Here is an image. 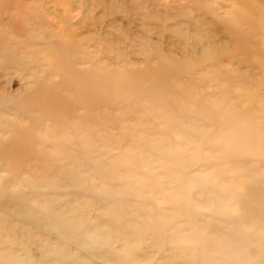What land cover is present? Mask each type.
Segmentation results:
<instances>
[{
	"label": "rangeland",
	"instance_id": "374dc122",
	"mask_svg": "<svg viewBox=\"0 0 264 264\" xmlns=\"http://www.w3.org/2000/svg\"><path fill=\"white\" fill-rule=\"evenodd\" d=\"M4 2L8 9L0 12V40L19 45L20 29L27 28L37 38L26 48L37 52L27 59L35 73L11 65L0 69V93L6 97L0 109L8 104L0 117V264H65L73 255L86 259L90 252L96 255L92 264H254L259 259L263 264L259 217L247 219L244 204L251 199L252 206L264 209L262 199L249 197L250 189L264 188V30L259 28L264 0H0V5ZM46 38L56 48L48 49ZM63 49L69 62L73 53L85 56L74 66L89 68L103 89L101 98L85 79L73 81L72 73L63 72ZM176 67V74L167 71ZM146 70L155 74L148 79ZM127 83L141 84V90ZM129 98L144 100L139 106ZM239 125L247 129L242 140L251 145L241 144L234 133ZM219 141L226 148L217 146ZM233 152L242 158L230 156ZM245 223L247 229L254 226L248 232L258 230L257 238L247 233ZM211 227L223 230L213 229L219 239L237 233L230 232L224 244ZM229 238L238 246L232 252ZM254 239L262 241L259 247H252ZM81 242L85 247H78ZM210 244L212 251L221 247L226 254L206 249ZM240 252L252 259L242 261Z\"/></svg>",
	"mask_w": 264,
	"mask_h": 264
},
{
	"label": "bare ground",
	"instance_id": "6f19581e",
	"mask_svg": "<svg viewBox=\"0 0 264 264\" xmlns=\"http://www.w3.org/2000/svg\"><path fill=\"white\" fill-rule=\"evenodd\" d=\"M236 2H237V1H236ZM234 3H235V2H234ZM237 4H241V3L238 1ZM1 5H3V6L0 7V9H1L0 12H2V11L5 12V11L8 9V3L4 2V3H2ZM1 5H0V6H1ZM237 7H238V6H237ZM262 9H263V11H262V12H263L262 15H263V18H264V8H262ZM235 10L238 11V10H240V9H239V8H236ZM238 17H239V18H238ZM236 18H237V19H240V20H242V21H244L245 19H248V18H245V17H243V16H237ZM237 19L235 20V23H236ZM240 20H238V22H239ZM263 21H264V19H263ZM41 22H42V21L40 20V18H39L38 20H36V24L38 23L39 25H41ZM230 22H231L230 25L233 26L232 23H234V21H233V20H230ZM36 24H35V25H36ZM259 28H261V30H264V29H263V28H264V25H262V23H260ZM15 33H16V32H15ZM16 34H17V33H16ZM20 35L22 36V42H19V45H20V46L18 45V42H15L12 46H10V45H9V42L6 41L5 39H4V40H0V69H2L3 71H5L6 67H7L8 65H11V66H13V68L20 67L19 69H21L22 71H28V73H31V72L35 73V70H32L33 68H32L31 66H29V63H27V62H28L27 59H28L29 55L36 54L37 51H35V52H33V51H29V50H27L26 47L29 46V44H30V43L28 42V40H33V39H35V38H37V37H35V36H34V35H33V34H32L27 28H21V29H20ZM40 35H43V34H40ZM53 35H54V34H53ZM237 35H238L239 40L244 39V38H243V34H241V33H237ZM55 36H57V35L55 34ZM246 36H247V35H246ZM59 37H60V35H59ZM58 39H59V38H58ZM55 41H57V39H56ZM32 43H33V42H32ZM32 43H31V44H32ZM31 44H30V45H31ZM45 44H46L45 46L48 47V49H49V48H53V46H54L56 43H55L54 40H52L51 38H46ZM68 46L70 47V46H71V43H69ZM68 46H66V47H68ZM54 47H55V46H54ZM66 47H64V48H66ZM17 48H19V50H18ZM55 48H56V47H55ZM63 50H64V49H63ZM41 51H42V50H40L39 52H41ZM54 51H55V50H54ZM57 51H58V50H57ZM64 53H67V51L64 50V52H62V54H61V56H62L61 60H62V66H63L62 69H63V72H68V73H70V74L72 73V80H73V81H77V82H79L81 79H83V80L85 79V80L87 81V84L89 85L87 88L92 89V90L94 89L95 91L99 92V93H98V96L100 95V98H101V96H103V93H104V92H103V89L101 88L100 83L98 82L97 78H96V77L90 72L89 68H88V69H87V68L76 69L75 66H74V64H77V65L80 64V65H81L82 63H84V62H85V56H78V55H76L75 53H73L72 56H71V60H70L71 62H69V60H66V59H65L66 57L64 56V55H65ZM54 54H55V53H54ZM57 57H58V56H57ZM63 57H64V58H63ZM50 58H51V57H50ZM53 58H54V57H53ZM51 61H52V60H51ZM67 61H68V62H67ZM19 62H21L22 65H20V64L17 65V63H19ZM91 62H92V61H91ZM48 63H49V62H48ZM57 64H58V63H57ZM90 65H91V64H90ZM83 66H84V65H83ZM51 67H52V66H51ZM81 67H82V66H81ZM94 67H96V66H94ZM9 69H10V68H9ZM165 69L167 70V68H165ZM12 70H13V69H12ZM97 70H98V69H97ZM97 70H96V71H97ZM178 70H179V67H176V68H168L167 71H170V72H173V73L176 74V73L178 72ZM49 71H50V70H49ZM151 71H152V70H151ZM151 71H150V72H151ZM147 72H149V70H146L145 75L143 74V75L146 76V77H147V76H150V75L152 76L153 74H155V72H154L153 74H151V73H147ZM162 72L165 74V71H162ZM28 73H24V74L26 75V74H28ZM94 74H95V73H94ZM149 74H150V75H149ZM28 75H29V74H28ZM45 75H46V74H45ZM61 75H62V74H61ZM92 75H93V76H92ZM26 77H27V76H26ZM43 77H44V76H43ZM99 77H100V76H99ZM140 77H141V76H140ZM27 78H28V77H27ZM114 78H116V77H114ZM147 78H148V77H147ZM121 79H122V78H121ZM139 79H140V78H139ZM148 79H149V78H148ZM25 80H26V79H25ZM85 80H84V83H86ZM127 80H128V79H127ZM144 80H145V79H144ZM104 81H105V80H104ZM119 81H120V80H119ZM157 81H159V80L157 79ZM161 81H163V79H162ZM38 82H39V80H38ZM38 82H37V83H38ZM42 82H43V81H42ZM43 83H44V82H43ZM64 83H65V82H64ZM103 83H104V82H103ZM157 83H158V82H157ZM78 84H79V83H78ZM113 84H114V83H113ZM116 84H117V83H115V85H116ZM118 84H119V83H118ZM127 84H128V85H127ZM127 84H126V87H127V88L136 89V90H138V91L141 90V87H140L141 84H137V85H133V84H131V83H127ZM110 85H111V84H110ZM132 85H133V86H132ZM36 86H38V84H37ZM70 86H71V85H70ZM73 86H74V85H73ZM113 86H114V85H113ZM121 86H122V83H121ZM154 86L157 87L158 84L155 83ZM111 87H112V86H111ZM156 87H154V88H156ZM154 88H153V90H154ZM35 89H36V88H35ZM41 89H42V86H41ZM115 89H116V88H115ZM168 90H169V89H168ZM168 90H167V91H168ZM32 91H33V90H32ZM42 91H43V89H42ZM114 92H115V91H114ZM137 93H138V92H137ZM26 94H27V93H26ZM111 94H112V93H111ZM111 94H110V95H111ZM166 94H167V93H166ZM113 95H114V94H113ZM113 95H112V96H113ZM155 95H157V93H156V92H152L150 96H151V98L154 99ZM172 96H173V95H172ZM23 98H25V97H23ZM23 98H22V99H23ZM172 98H173V97H172ZM9 99H10V98H9ZM109 99H110V98H109ZM111 99H112V98H111ZM173 99H174V98H173ZM143 100H144V99H141V98H129L130 103H133L134 105L137 104V103H139V106H140L141 101H143ZM0 101H2V102L6 101V97H5L4 94H2V93H0ZM22 101H23V100H22ZM180 101H181V100H180ZM111 102H112V101H111ZM7 103H8V101H7ZM17 103H18V102H17ZM27 103H28V102H27ZM33 103H34V102H33ZM113 103H114V102H113ZM143 103H144V102H143ZM143 103H142V104H143ZM174 103H176V102H174ZM25 104H26V103H25ZM133 104H132V105H133ZM111 105H112V104H111ZM7 106H8V104H7ZM7 106H4L3 108L0 109V117H2V115H3L2 110H3V111L6 110L5 108H7ZM186 106H187V105H186ZM230 106H232V105H230ZM27 107H28V106H27ZM30 107H31V105H30ZM33 107H34V106H33ZM137 107H138V106H137ZM137 107H136V108H137ZM158 107H159V106H158ZM111 108H112V107H111ZM130 108H131V107H130ZM148 108H150V107H148ZM151 108H152V107H151ZM154 108H155V107H154ZM176 108H177V107H176ZM180 108H181V107H180ZM184 108H185V107H184ZM229 108H230V107H229ZM229 108H228V109H229ZM231 108H232V107H231ZM231 108H230V109H231ZM27 109H28V108H27ZM27 109H26V110H27ZM152 109H153V108H152ZM160 109H161V107H160ZM15 110H16V109H15ZM26 110H25V111H26ZM143 110H145V109H143ZM147 110L150 111L149 109H147ZM151 111H154V109L151 110ZM159 111H161V110H159ZM159 111H158V112H159ZM173 111H174V110H173ZM260 111H262V110H260ZM198 112H199V110H198ZM17 113H18V111H17ZM22 113H23V112H22ZM136 113H137V112H136ZM139 113H141V112H139ZM252 113H253V112H252ZM247 114H249V113H247ZM247 114H246V115H247ZM261 114H262V112H261ZM8 115H9V113H8ZM199 115H200V114H199ZM259 115H260V114H259ZM17 117H18V116H17ZM163 117H164V116H163ZM260 117H262V115H261ZM9 118H10V117H9ZM14 118H15V117H14ZM37 118H38V117H37ZM226 118H227V117H226ZM254 118H255V117H254ZM258 118H259V117H258ZM262 118H263V117H262ZM155 119H156V118H155ZM259 119H260V118H259ZM0 120H1V119H0ZM15 121H16V119L14 120V122H15ZM36 121H37V120H36ZM15 123H16V122H15ZM15 123H14V125H15ZM46 123H47V122H46ZM179 123H180V122H179ZM40 124H41V123H40ZM40 124H39V125H40ZM182 124H184L183 121H182V123L180 124V125L183 127L185 124H184V125H182ZM196 126H197V125H196ZM235 126H236V125H235ZM241 126H242V125H241ZM50 127H51V126H50ZM243 127H245V125H244ZM8 128H9V127H8ZM186 128H187V127H186ZM190 128H191V127H190ZM201 128H203V127H201ZM172 129L175 130L174 128H172ZM177 129H178V128H177ZM186 130H187V129H186ZM235 131H236V132H235ZM235 131H234V133H236V134L239 135V136L237 135V137H238V138H239V137L241 138V141H240V142H242L241 144L246 145V143H247L249 140H247L246 142H244L243 140H245V139H243V138H244L243 135H244V132L247 131V129H245V131H242V128H240V125H239V126L236 128ZM248 131H249V130H248ZM13 132H14V131H13ZM174 132H176V131H174ZM186 132H187V131H186ZM226 132H228V131H226ZM177 133H178V132H177ZM229 133H230V132H228V134H229ZM228 134H227L226 138H227L228 136H230V135H228ZM245 134H246V133H245ZM225 135H226V134H225ZM225 135H224V137H225ZM248 135H249V134H248ZM180 136H181V135H180ZM241 136H242L243 138H242ZM32 137H33V136H32ZM146 137H147V136H146ZM189 137H190V136H189ZM245 137H246V136H245ZM12 138H13V137H12ZM16 138H17V137H16ZM182 138H183V137H182ZM218 138H219V137H218ZM234 138H235V137H234ZM240 138H239V140H240ZM247 138H248V137H247ZM247 138H246V139H247ZM31 139H32V138H31ZM236 139H237V138H236ZM242 139H243V140H242ZM249 139H250V138H249ZM147 140H148V139H147ZM222 140H223V139H222ZM229 140H230V139H229ZM231 140H232V137H231ZM231 140H230V141H231ZM237 140H238V139H237ZM259 140H260V139H259ZM234 141H235V140H234ZM234 141H233V142H234ZM13 142H14V140H13ZM13 142H12V143H13ZM28 142H29V141H28ZM213 142H215V141H213ZM216 142H217V141H216ZM219 142H220V143H218L217 146H220L221 143H222V145L225 144V142H221V141H219ZM235 142H237V141H235ZM240 142H237V143L240 144ZM243 142H244V143H243ZM250 142H251V141H250ZM12 143H10V144H12ZM10 144H9V145H10ZM263 144H264V143H263ZM9 145L7 144V146H9ZM222 145H221V146H222ZM233 145H234V144H233ZM233 145H232V146H233ZM247 145H251V144H248V143H247ZM253 145H254V144H253ZM217 146H216V147H217ZM223 146H224V145H223ZM241 146H242V145H240L239 147H241ZM263 146H264V145H263ZM3 147H4V146H3ZM10 147H11V145H10ZM10 147H9V149H10ZM30 147H31V146H30ZM224 147L226 148V146H224ZM239 147H236V148L234 147L235 149L232 147V149L235 150V152H236V149H237V152H238V148H239ZM244 147H246V146H244ZM218 148H219V150H220V147H218ZM218 148H217V152H219ZM225 148H224V151L226 150ZM241 148H242V147H241ZM241 148H239V149H241ZM247 148H248V146H247L245 149L247 150ZM249 148H251V147H249ZM256 148H257V147H256ZM9 149H8V150H9ZM30 149H31V148H30ZM40 149H41V148H40ZM212 149H213V148H212ZM6 150H7V149H6ZM214 150H215V149H214ZM228 150H229V149H227V151H228ZM252 150H253V149H252ZM222 151H223V150H222ZM222 151H221V152H222ZM231 151H232V150H231ZM241 151H242V150H241ZM243 151H244V148H243ZM243 151H242V152H243ZM260 151H261V150H260ZM8 152H9V151H8ZM235 152H233V154H231L230 156L235 155V154H234ZM244 152H245V151H244ZM247 152L249 153V155H248ZM228 153H229V152H227V154H228ZM231 153H232V152H231ZM250 153H251V151H248V150L246 151L247 156H250ZM177 154H178V153H177ZM219 154H220V152H219ZM229 154H230V153H229ZM229 154H228V155H229ZM238 154H239V153H237L236 155L238 156ZM243 154L245 155V153H243ZM243 154H242V155H243ZM259 154H260V152H259ZM182 155H183V153H182ZM228 155H227V157H229V158H228V160H229L231 157L228 156ZM236 155H235V156H236ZM239 155H240V157L242 158L241 153H240ZM260 155H263V154H260ZM102 156H103V155H102ZM224 156H225V154H224ZM224 156H223V157H224ZM174 157H175V156H174ZM180 157H181V156H179L178 158H180ZM183 157H185V156L183 155ZM212 157H213V156H212ZM220 157H221V156H220ZM220 157H219V158H220ZM223 157H222V158H223ZM225 157H226V156H225ZM225 157H224V158H225ZM238 157H239V156H238ZM175 158L177 159V161H179L178 158H177V155H176ZM185 158H187V157H185ZM189 158H190V157H189ZM191 158H192V157H191ZM191 158H190V159H191ZM216 158H217V157H216ZM216 158H215V159H216ZM235 158H236V157H235ZM176 159H175V160H176ZM182 159H183V158H182ZM182 159H181V160H182ZM193 159H194V158H193ZM213 159H214V158H213ZM248 159H249V158H248ZM181 160H180V161H181ZM183 160H184V159H183ZM183 160H182V161H183ZM177 161H176V162H177ZM180 161H179V162H180ZM182 161H181V162H182ZM185 161H188V160H185ZM189 161H190V160H189ZM191 161H192V160H191ZM212 161H213V160H212ZM214 161H215V160H214ZM248 161L250 162V164H251V163L253 164L252 160H251V161L248 160ZM174 162H175V161L173 160V163H174ZM229 162H230V161H229ZM3 163H4V162H3ZM3 163H2V164H3ZM238 163H239V162H238ZM238 163H237V164H238ZM27 164H28V163H26V165H27ZM177 164H178V162H177ZM212 164L214 165V164H216V163L213 162ZM232 164H233V162H232ZM175 165H176V163H175ZM178 165H179V164H178ZM3 166H4V165H3ZM176 166H177V165H176ZM215 166H216V165H215ZM26 167H27V166H26ZM114 168H115V167H114ZM176 168H178V167H176ZM187 168H189V167H187ZM180 169H181V168H180ZM184 171H186V170L184 169ZM76 174H77V173H76ZM191 174H192V173H191ZM15 175H16V174H15ZM184 175H185V174H184ZM184 175H183V176H184ZM191 176H193V175H191ZM195 176H197V175H194V178H195ZM27 177H28V176H27ZM19 178H22V175H21ZM23 178H24V177H23ZM43 179H44V178H43ZM45 179H46V178H45ZM45 179H44V180H45ZM195 179H196V178H195ZM195 179H192V182H193V180H195ZM198 179H200V178L198 177ZM202 179H203V177H202ZM17 180H19V179H17ZM23 180L25 181V178H24ZM187 180H188V179H187ZM24 181H23V182H24ZM176 181H177V180H176ZM176 181H174V182H175V183H178V182H176ZM197 181H198V180H197ZM197 181H196V182H197ZM45 182H46V181H45ZM48 182H51V181L48 180ZM164 182H165V181H164ZM196 182H193V183H196ZM199 182H200V181H199ZM197 183H198V182H197ZM201 183H202V182H201ZM201 183H199V186L201 185ZM16 184H17V183H16ZM44 184H45V183H43V186H44ZM48 184H49V183H48ZM53 184H54V183H53ZM161 184H162V183H161ZM161 184H160V186L162 187L163 185H161ZM203 184H205V183L203 182L202 185H203ZM10 185H11V184H10ZM14 185H15V184H14ZM50 185H51V183H50ZM176 185H177V184H176ZM178 185H179V184H178ZM197 185H198V184H197ZM17 186H18V185H17ZM47 186H48V185H47ZM51 186H52V185H51ZM247 186H248V185H247ZM262 186H263V185H262ZM163 187H165V186H163ZM202 187H203V186H202ZM209 187H210V186H209ZM216 187H219V186L216 185ZM223 187H224V186H222V188H223ZM1 188H2V187H1ZM166 188H167V187H165V189H166ZM198 188H199V187H198ZM224 188H225V187H224ZM246 188H247V187H246ZM207 189H208V188H207ZM210 189H211V188H210ZM210 189H208L207 191H209ZM217 189H219V188H217ZM244 189H245V188H244ZM253 189H254V188H253ZM2 190H3V188H2ZM215 190H216V188H215ZM221 190H222V189L220 188L219 191H220V192H223L224 189H223L222 191H221ZM246 190H248V189H246ZM246 190H245V192H246ZM203 191H204V190H203ZM219 191H218V192L216 191V192L219 193ZM228 191H229V190H228ZM0 192H1V191H0ZM179 192H181V189H180ZM211 192H212V190L210 191V193H211ZM232 192H233V191H232ZM248 192H249V191H248ZM250 192H251V193H250V196H249V197H251V198H252V197H255L257 200H258V199H259V200L262 199L263 201H262V200H261V201L264 202V188H263V189H260V190H258V189H257V190H254V192H252L251 189H250ZM185 193H186V192H185ZM197 193H198V192H197ZM207 193H208V192H207ZM207 193H206V194H207ZM224 193H225V192H224ZM229 193H230V191H229ZM234 193H235V192H233L232 194H234ZM6 194H8V193H6ZM187 194H188V193H187ZM200 194H201V192H200ZM200 194H199V195H200ZM204 194H205V193H204ZM219 194H220V193H219ZM240 194L243 195L242 193H240ZM3 195H4V193H3ZM185 195H186V194H185ZM207 195H210V194L208 193ZM207 195H206V196H207ZM215 195L218 196L216 193H215ZM220 195H221V194H220ZM235 195H236V194H234V196H235ZM247 195H248V194H246L245 196H247ZM40 196H41V195H40ZM43 196H45L44 198H46V195H43ZM204 196H205V195H204ZM206 196H205V198L207 199ZM210 196H211V195H210ZM245 196H244V197H245ZM38 197H39V196H37V198H38ZM236 197H241V196H240V195H239V196L236 195ZM174 198L176 199V197H174ZM205 198H204V199H205ZM245 198H246V197H245ZM0 199L2 200V198H0ZM34 199H35V197H34ZM177 199H178V201L180 200L179 196H178ZM186 199H187V198H186ZM199 199H201V198L199 197ZM256 199H254V200L256 201ZM37 200H39V199H37ZM45 200H46V199H45ZM45 200H44V201H45ZM181 200H182V199H181ZM187 200H188V199H187ZM243 200H244V199H243ZM192 201L194 202V200H192ZM247 201H248V203H247ZM249 201L251 202V199H250V200H249V199H248V200H245L246 205H247V204H248V205L246 206V205L244 204V206H245L244 216H245L247 219L250 218V217H253V216L259 217V218H258L259 222L257 221V224H259V225L256 224V227L258 226V230H260V231H258V230L255 229L256 231H254V232H255V233H258V232H261V231H262L263 233L261 232L260 234L258 233L259 235H258V234H256V235L258 236V238H260L259 236H261L262 238H260V239H262V241H263V240H264V238H263V237H264V235H263V234H264V209L255 208L254 206H252V205L249 203ZM255 201H254V202H255ZM0 202H1V201H0ZM2 202H3V201H2ZM15 202H16V201H15ZM219 202H220V201H219ZM219 202H218V204H219ZM8 203H9V202H8ZM10 203H11V202H10ZM41 203H42V202H40V204H41ZM243 203H244V202H243ZM255 203H256V202H255ZM40 204H39V205H40ZM189 204H190V203H189ZM238 204H239V203H238ZM260 204L262 205V203H260ZM13 205H14V204H13ZM196 205H197V204H196ZM220 205H221V204H219V207H221ZM8 206H9V205H8ZM41 206H42V204H41ZM46 206H47V205H46ZM109 206L111 207V205H109ZM19 207H20V206H19ZM50 207H51V206H50ZM50 207H49V208H50ZM107 207H108V206H107ZM107 207H106V208H107ZM110 207H109V209H110ZM253 207H254V208H253ZM261 207H262V206H261ZM263 207H264V206H263ZM12 208H13V207H12ZM34 208H35V207H34ZM49 208H48V209H49ZM103 208H105V206H104ZM20 209H21V208H20ZM158 209H159V208H158ZM197 209H198V208H197ZM197 209H196V210H197ZM33 210H34V209H33ZM57 210H58V209H57ZM57 210H55L54 212H56ZM196 210H195V211H196ZM198 210H199V209H198ZM217 210L220 212V209H219V208H217ZM217 210H216V211H217ZM238 210H239V209H238ZM242 210H243V209H242ZM10 211H11V210H10ZM104 211L106 212V210H104ZM109 211H110V210H109ZM109 211H108V212H109ZM111 211H112V213H113L114 209L111 210ZM111 211H110V212H111ZM211 211L213 212L212 209H211ZM211 211H210V212H211ZM218 211H217V212H218ZM57 212H59V211H57ZM110 212H109V214H110ZM161 212H162V210H161ZM192 212H193V210H192ZM221 212H222V210H221ZM223 212H224V210H223ZM223 212H222V215H223ZM225 212H227V211L225 210ZM62 213H63V212H62ZM159 213H160V212H159ZM159 213L157 212V214H155V215H156V216H157V215H158V216H161L162 213H161V214H159ZM201 213H202V212H201ZM21 214H22V213H21ZM54 214H55V213H54ZM107 214H108V213H107ZM109 214H108V215H109ZM225 214H226V213H224V216H223L224 218H226V216H228V215H227L228 213H227L226 215H225ZM14 215H15V214H14ZM23 215H24V214H23ZM46 215H47V216H50L49 211H46ZM62 215L64 216V214H62ZM108 215H107V216H108ZM145 215H147V214H145ZM145 215H144V216H145ZM197 215H198V214H197ZM213 215H214V213H213ZM222 215H221V216H222ZM230 215H231V213H230ZM232 215H233V214H232ZM109 216L111 217V214H110ZM112 216H113V215H112ZM221 216H220V217H221ZM61 217H62V216H61ZM64 217H65V216H64ZM189 217H190V216H189ZM191 217H193V215H192ZM195 217H196V216H195ZM108 218H109V217H108ZM127 218H129V217H127ZM158 218H159V217H158ZM167 218H168V217H167ZM193 218H194V217H193ZM203 218L205 219L204 215H203ZM208 218H209V217H208ZM218 218H219V217H218ZM221 218H222V217H221ZM53 219H54V218H53ZM147 219H148V218H147ZM230 219H231V218H230ZM242 219H244V218H242ZM250 219H251V218H250ZM250 219H249V220H250ZM254 219H256V218H254ZM254 219L252 218L253 221H254ZM16 220H17V219H16ZM36 220H37V219H36ZM131 220H132V219H131ZM159 220H161V218H160ZM193 220H194V219H193ZM208 220H209V219H208ZM210 220H211V218H210ZM219 220H220V219H219ZM221 220H222V219H221ZM221 220L218 222V225L221 224V226H223L222 223H221ZM224 220H225V221H222V222H223V223H224V222L226 223L227 220H226V219H224ZM236 220H237V219H236ZM53 221H54V220H53ZM53 221H52V222H53ZM205 221H206V219H205ZM217 221H218V219H217L215 222H217ZM234 221H235V220H234ZM242 221H243V220H242ZM253 221H252V222H253ZM255 221H256V220H255ZM255 221H254V222H255ZM110 222H111V221H110ZM177 222H178V221H177ZM189 222H191V221H189ZM197 222H199V221H197ZM203 222H204V220H203ZM227 222H228V221H227ZM232 222H233V221H232ZM55 223H56V222H55ZM124 223H125V222H124ZM127 223H128V222H127ZM180 224H181L182 226H185V224H182V223H180ZM205 224H206V223H205ZM207 224H208V223H207ZM227 224H228V223H227ZM232 224H233V223H232ZM243 224H244V223H243ZM245 224H246V225H244L243 227L247 226V223H245ZM248 224H249V222H248ZM57 225H58V223L56 224V226H57ZM70 225H71V224H70ZM76 225H77V224H76ZM152 225H153V224H152ZM164 225H165V224H164ZM177 225H178V224H176V227H178V229H180V226H181V225H180V226H177ZM218 225H217V223H216V227H218ZM234 225H236V223H235ZM234 225H233V226H234ZM237 225H239V224H237ZM237 225H236V226H237ZM254 225H255V224H254ZM44 226H45V225H44ZM56 226H55V227H56ZM173 226H175V225L172 224L171 227L173 228ZM198 226H199V225H197L196 227H198ZM211 226H212V225H211ZM226 226H227V225H226ZM239 226H240L241 229H242L241 224H240ZM52 227H53V226H52ZM144 227L147 228L148 226L145 225ZM157 227H158V226H157ZM164 227H165V226H164ZM166 227H167V226H166ZM212 227H213V226H212ZM212 227H211V228H212ZM216 227H215V228H216ZM228 227H229V225H228ZM237 227H238V226H237ZM240 227H239V229H240ZM250 227H251V229H252V227H254V226H249V227H248L249 229H247V228L245 227V228L247 229V233H248V234L254 233V232H250V231H249L250 233L248 232V230H251ZM77 228H79V227H77ZM98 228H99V226L96 227V229H98ZM139 228L141 229V227H139ZM198 228H199V227H198ZM198 228H197V229H198ZM230 228L232 229V227H230ZM233 228H234V227H233ZM140 229H139V231H142V230H140ZM173 229H174V228H173ZM173 229H172V230L170 229L171 232H173ZM181 229H182V230H181V231H182V234H183V233L186 234V232H183V228H182V227H181ZM195 229H196V228H195ZM202 229L205 230V227H203V228L201 227V228H200V231H201ZM213 229H214V228H212V230H213ZM216 229H217V228H216ZM216 229H214V230H216ZM234 229H235V228H234ZM241 229H240V230H241ZM99 230H100V228H99ZM174 230H176V229H174ZM190 230H191V228L188 229V231H190ZM193 230H194V227H193L192 231H193ZM198 230H199V229H198ZM203 230H202V231H203ZM206 230H207V229H206ZM210 230H211V229H210ZM212 230H211V231H212ZM214 230H213V231H214ZM229 230H230V229H229ZM244 230H245V229L243 228V231H244ZM91 231H93V230H91ZM106 231H107V230H106ZM151 231H152V230H151ZM155 231H156V230H155ZM155 231L153 230V232H155ZM181 231H180V232H181ZM185 231H187V229H186ZM194 231L196 232V230H194ZM213 231H212L213 235L216 236V237H214V236H213V237L216 238L217 240H219V242H220V240L223 241V240H224L227 236H229L231 233H232V234H234V232L237 233V232H236V231H237L236 229H235V231H229V233H228V232H227V231H228V228H227L226 230L224 229V232L226 231L229 235H226V237H223L224 235H222L223 239H222V237L219 239V235H217V231L220 232V231H223V230H222V229H221V230H220V229H217V231H214V232H213ZM252 231H253V230H252ZM257 231H258V232H257ZM58 232H59V231H58ZM86 232H87V231H86ZM89 232H90V231H89ZM100 232H101V231H100ZM103 232H104V231H103ZM169 232H170V231H169ZM171 232H170V233H171ZM178 232H179V231H178ZM197 232H198V231H197ZM219 232H218V233H219ZM230 232H231V233H230ZM240 232H241V231H240ZM240 232H238L239 235H240ZM244 232H245V231H244ZM63 233H64V232H63ZM91 233H92V232H91ZM93 233H94V231H93ZM105 233H106V232H105ZM105 233H103L102 235H106ZM145 233H146V232H145ZM145 233H144L143 235H145ZM166 233H168V231H167ZM174 233H175V232H174ZM189 233H190V232H189ZM200 233H201V232H200ZM200 233H199V234H200ZM210 233H211V232H210ZM210 233L207 234V235H209V236L211 235V236H212V233H211V234H210ZM214 233H215L216 235H215ZM221 233H223V232H221ZM255 233H254V235H255ZM59 234H60V233H59ZM59 234H58V235H59ZM87 234H88V233H87ZM95 234H96V233H95ZM99 234H100V233H99ZM156 234H157V233H156ZM168 234H169V233H168ZM172 234H173V233H172ZM187 234H188V233H187ZM191 234H192V233H191ZM197 234H198V233H197ZM199 234H198V238H200V237H199ZM202 234H203V233H202ZM225 234H226V233H225ZM232 234H231V237H232ZM261 234H262L263 236H262ZM100 235H101V234H100ZM100 235H99V236H100ZM173 235H174V234H173ZM192 235H193V234H192ZM245 235H246V234H244V236H245ZM254 235H252V236H254ZM256 235H255V236H256ZM106 236H108V234H107ZM152 236L154 237V235H152ZM167 236H169V235H167ZM170 236H171V235H170ZM211 236H210V238H211ZM220 236H221V235H220ZM235 236H236V234H235ZM255 236H254V238H255ZM257 236H256V238H257ZM149 237H150V236H148V238H149ZM201 237H202V235H201ZM205 237H206V236H205ZM207 237H208V236H207ZM207 237H206V238H207ZM229 237H230V236H229ZM231 237H230V238H231ZM240 237H241V236H240ZM247 237H248V235H247ZM151 238H152V237H150V241H151ZM171 238H172V237H171ZM230 238H229V239H230ZM234 238H235V237H234ZM234 238H233V239H234ZM236 238H239V237L237 236ZM249 238H250V237H249ZM256 238H255V239H256ZM102 239H103V238H102ZM153 239H154V238H153ZM167 239H170V238L168 237ZM172 239H173V238H172ZM175 239L177 240L176 236H175ZM175 239H174V240H175ZM233 239H232V240L230 239L229 241L227 240V241H228L227 244L230 245L231 243L229 244V242H232ZM242 239H243V237H242ZM250 239H251V238H250ZM255 239H254V243H255V244L253 243V246H252V247H254V245H256V246L258 245L257 247H259V245L261 244L260 242H262V241H259L260 239H258V241L256 240V241L258 242V244H256ZM76 240H77V239H76ZM94 240H95V238H94ZM94 240H93V242H94ZM99 240L101 241L100 238H99ZM178 240L180 241V239H178ZM217 240H216V241H217ZM235 240H236V239H235ZM235 240H234V241H235ZM248 240H249V239H248ZM248 240H247V239H246V240L244 239L245 242L248 241ZM79 241H80V240H79ZM106 241H107V238H106ZM153 241H154V240H153ZM216 241L213 240V242H211V243H212V244H213L214 242L216 243ZM249 241H250V240H249ZM86 242H87V240H86ZM151 242H152V241H151ZM176 242H177V244H178V241H176ZM181 242H182V241H181ZM219 242L217 241V243H219ZM223 242H224V244H226V243H225L226 240L223 241ZM239 242H240V238H239ZM242 242H243V241H242ZM242 242H240V243H242ZM154 243H155V242H154ZM169 243H170V242H169ZM171 243H172V242H171ZM215 243H214V244H215ZM220 243H221V242H220ZM233 243H234V242H232V245H231V247H230L229 252H232V251H231V250H232L231 248L235 246V245L233 246ZM235 243L238 244V241H236ZM246 243L252 245V242H250V243H249V242H246ZM259 243H260V244H259ZM92 244H93V243H92ZM92 244H91V247L93 248ZM111 244H112V243H111ZM122 244H123V243H122ZM202 244H203V245H202ZM202 244H201L202 246L205 245L204 243H202ZM212 244H210V246L208 245V246L211 247V248H206V249H211V251H212V247L214 246V245L211 246ZM242 244H243L244 246L246 245V244H244V243H242ZM263 244H264V242H263ZM57 245H59V244H57ZM78 245H79L78 247H83L85 244H84L83 242H81V243H78ZM96 245H97V244H96ZM96 245L94 244V246H96ZM150 245H151V244H150ZM150 245H149V246H150ZM166 245H167V244H166ZM184 245H185V244H184ZM199 245H200V244H199ZM201 245H200V246H201ZM228 245L226 246V248L228 247ZM243 245H242V246H243ZM87 246H88V245H87ZM97 246H98V245H97ZM173 246H174V245H173ZM177 246H178V245H177ZM187 246H188V245H187ZM191 246H192V245H191ZM191 246H190V248H191ZM217 246H218V245L215 244V247H217ZM236 246H237V245H236ZM236 246H235V247H236ZM242 246H240V248H241ZM244 246H243V247H244ZM246 246L249 248L248 245H246ZM256 246H255V248H256ZM76 247H77V246H76ZM84 247H85V246H84ZM101 247H103V245H102ZM164 247H165V246H164ZM167 247H168V246H167ZM169 247H171V245H169ZM179 247H180V248H179V249H180L179 252H183L184 248H182V249H183V250H182V249H181V246H179ZM193 247H195V246H193ZM237 247H238V246H237ZM250 247H251V246H250ZM52 248H53V247H52ZM165 248H166V247H165ZM174 248H175V247H174ZM187 248H188V247H187ZM199 248H200V250H201V247H199ZM222 248L225 249V247H222ZM255 248H252V249L255 250ZM262 248L264 249V245H262ZM53 249H54V248H53ZM109 249H110V248H109ZM172 249H173V248H172ZM172 249H170V250L172 251ZM202 249H203V248H202ZM217 249H219V248H216V250L213 249L214 251H212V252H216ZM224 249H223V250H224ZM237 249H238V251L240 250L239 248H237ZM237 249H236V250H237ZM242 249H243V248H242ZM242 249H241V250H242ZM260 249H261V247H260ZM263 249H262V250H263ZM89 250H90V249H89ZM105 250H106V249H105ZM170 250L168 249V251H170ZM174 250H175V249H174ZM174 250H173V251H174ZM176 250H177V249H176ZM195 250L198 251V249H196V247H195ZM195 250H193V251H195ZM220 250H221V247H220V249H219V252L217 251L218 253H216V255H218V254L220 253ZM241 250H240V251H241ZM243 250H244V249H243ZM248 250H249V249H248ZM262 250H261V252H262ZM93 251H94V250H93ZM171 251H170V253H171ZM191 251H192V250H191ZM193 251H192V252H193ZM197 251H195V252H197ZM203 251H204V250H203ZM209 251H210V250H209ZM226 251H227V250H226ZM226 251H222V250H221V252H223L224 255L226 254ZM252 251H253V250H252ZM259 251H260V250H259ZM94 252H95V251H94ZM105 252H106V251H105ZM105 252H104V253H105ZM192 252H191V253H192ZM235 252H236V251L234 250V252H233L232 254H233L234 256L238 255V253L236 252V253H237V254H236ZM245 252H246V251H245ZM245 252H242V253L240 252V253H241L240 255H244V254H246ZM51 253H52V252H51ZM101 253H102V252H101ZM108 253H109V252H108ZM172 253H173V252H172ZM172 253H171V254H172ZM200 253H201V252H200ZM234 253H235L236 255H235ZM258 253H259V252H258ZM263 253H264V252H263ZM111 254H112V253H111ZM180 254L182 255L183 253H180ZM194 254H195V253H194ZM202 254H203V253H202ZM255 254H256V252H255ZM255 254H254L253 256H255ZM72 255H73V254L71 253L70 256H72ZM106 255H107V254H106ZM174 255H175V253H174ZM176 255H177V254H176ZM176 255L174 256V258L176 257ZM188 255H189V253H188ZM224 255H223V256H224ZM229 255H231V253H229ZM240 255H239V256H240ZM247 255H248V254H247ZM250 255H252V254H250ZM258 255H259V254H258ZM262 255H263V254H262ZM100 256H101V255H100ZM100 256H99V258H100ZM184 256H185V255H184ZM263 256H264V255H263ZM92 257H96V255H95L93 252H90L89 257L86 258V259H85V258H84V259H82V258H78V256L75 257V256L73 255L74 260H71V261H69L68 263H65V264H92ZM109 257H110V256H109ZM116 257H117V256H116ZM168 257H169V256H168ZM178 257H179V259H180V256H179V255H178ZM201 257H202V256H201ZM201 257H200V259H201ZM246 257H248L247 259L250 258V256H246V255H244V256H242V257L240 256V259H242V261H243V258H244V260H245ZM251 257H252V256H251ZM255 257H256V256H255ZM97 258H98V257H97ZM171 258H172V255H171ZM182 258H183V257H182ZM182 258H181V259H182ZM189 258H190V257H189ZM210 258H212V256H211ZM236 258H237V257H236ZM263 258H264V257H263ZM263 258H262V260H263ZM102 259H103V258H102ZM176 259H177V258H176ZM192 259H194V258L191 257V260H192ZM200 259H198V260L200 261ZM203 259L205 260V258H203ZM208 259H209V258H208ZM240 259H239V260H240ZM251 259H252V258H251ZM251 259H249V260H251ZM50 260H51V259H50ZM198 260H197V262H199ZM220 260H221V259H219V261H220ZM259 260H261V259H259ZM259 260H256V261H258L257 264L260 263ZM8 261H9V260H8ZM142 261H143V260H142ZM142 261H140V262H142ZM195 261H196V260H195ZM209 261H210V260H209ZM209 261H208V262H209ZM214 261H215V259H214ZM222 261H223V260H222ZM252 261H253V260H252ZM252 261H251V264H252ZM256 261H255V263H256ZM48 262H50V261H48ZM126 262H127V261H126ZM126 262H125V264H126ZM136 262H137V261H136ZM206 262H207V260H206ZM217 262H218V260H217ZM220 262H221V261H220ZM220 262H219V263H220ZM231 262H232V261H231ZM235 262H236V261H235ZM237 262H240V261L237 260ZM109 263H110V262H109ZM109 263H108V264H109ZM190 263H191V262H190ZM199 263H200V262H199ZM199 263H198V264H199ZM202 263H203V262H202ZM202 263H201V264H202ZM246 263H248L247 260H246ZM246 263H245V264H246ZM249 263H250V262H249ZM255 263H254V264H255ZM136 264H137V263H136ZM144 264H145V263H144ZM203 264H205V263H203ZM206 264H207V263H206ZM215 264H216V261H215ZM217 264H218V263H217ZM220 264H222V263H220ZM227 264H228V263H227ZM230 264H231V263H230ZM234 264H235V263H234ZM236 264H238V263H236ZM243 264H244V263H243ZM263 264H264V263H263Z\"/></svg>",
	"mask_w": 264,
	"mask_h": 264
}]
</instances>
